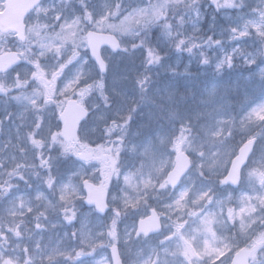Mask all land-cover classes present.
Wrapping results in <instances>:
<instances>
[{
	"label": "snow or ice",
	"instance_id": "1",
	"mask_svg": "<svg viewBox=\"0 0 264 264\" xmlns=\"http://www.w3.org/2000/svg\"><path fill=\"white\" fill-rule=\"evenodd\" d=\"M75 2L79 10L72 8L73 0L50 6L28 0L17 25L0 29V101L5 105L0 131L5 121L14 125V134L0 141V264H264V97L248 101L235 115L220 108L199 113L203 123L184 121L173 133L132 147L135 162L126 171L121 154L128 148L125 134L133 109L111 121L98 116L104 121L100 142L84 129L89 112L98 107L89 105L90 97L98 95L109 106L104 50L142 47L147 66L160 64V53L148 43L151 28L159 26L170 46L198 52L202 64L210 63L203 49L221 41L199 34L201 0H137L135 5L103 0L99 10L87 0ZM209 2L218 12L246 6V0ZM250 14L230 27L229 39L254 36L264 45V0ZM82 53L94 58L98 78L86 70ZM260 56L264 50L235 47L215 68H232L238 58L251 66ZM21 64L29 67L19 71ZM70 65L75 68L65 79ZM257 75L264 85V68ZM149 81L146 73L136 78L142 91ZM12 102L14 112L7 109ZM52 149L74 158L60 181ZM32 177L52 199L39 190L16 194L21 181L31 187ZM231 185L241 194L222 199L221 186ZM226 202L236 207H227L225 215ZM84 203L89 212L81 211ZM130 215L138 219L121 233L119 224ZM184 217L194 218L197 227ZM60 225L71 230L45 237Z\"/></svg>",
	"mask_w": 264,
	"mask_h": 264
},
{
	"label": "rangeland",
	"instance_id": "2",
	"mask_svg": "<svg viewBox=\"0 0 264 264\" xmlns=\"http://www.w3.org/2000/svg\"><path fill=\"white\" fill-rule=\"evenodd\" d=\"M59 0H44V6L55 5ZM89 6L97 10L100 9L103 0H89ZM136 4L137 0H125V3ZM259 0H246V6L241 11L222 10L216 11L209 0H201L202 19L199 21V34L205 38L212 37L213 40H219L221 43L213 47H205L203 51L210 58V63L205 65L200 62L199 53L179 52L170 46L167 38L164 36L159 26H153L148 34V43L154 47L161 55V62L157 65L147 66L144 63L145 49L140 47L129 52L113 54L108 49L104 50V55L108 61V72L104 77L106 94L111 98V103L105 107L98 95L89 98V105L96 104L98 107L92 108L89 117L84 123V129L93 141L100 142L101 133L104 127V121H99L98 116L104 115L106 121L117 119L118 116L128 113L129 108L134 107L131 112V120L128 123L125 134L128 148L121 156L123 170L131 168L135 158L130 149L134 146L146 144L153 140L158 134L173 133L184 121H192L195 124L204 122V117L197 119V114L210 111L213 108H220L225 113L231 112L237 114L248 101L259 102L264 97V85L260 83V77L257 75L260 68H264V56L257 59L256 64L245 65L238 58L232 68H225L220 72L216 71L215 64L222 59L225 54L230 53L235 47H242L247 52L259 53L264 50V45L254 36H249L241 40L229 39L230 27L242 24L245 19H250V8L255 7ZM4 8V3L0 4V11ZM72 8L79 10L80 5L73 0ZM32 13L29 17H34ZM191 31L190 26H186ZM126 43H131L130 37L124 38ZM9 47L16 50L12 44ZM175 50L170 52V50ZM87 60L86 70L92 78H98L100 73L95 63L91 60L89 54L84 55ZM29 66L20 65L17 70L23 71ZM75 65H70L65 71V79L70 78ZM147 74L150 77L146 88L144 99L141 100L140 89L137 86L136 78L141 74ZM15 76V73H13ZM213 88L216 91L212 94L210 103H201L205 96L212 93ZM183 94V95H182ZM171 96V101L167 97ZM8 111H16L15 102L7 105ZM170 109L175 113L174 118H169ZM5 115V105L0 101V118ZM52 124L56 121L49 117ZM92 129H95L93 132ZM27 131V129H25ZM14 134V125L12 121H5L4 129L0 131V141L9 138ZM52 155L60 159V162L54 161L53 171L57 175V180L65 178L73 168L72 160L74 158H65L60 156L56 149H52ZM42 174L43 173V170ZM31 187L23 181L19 184L17 195H34L37 190L44 192L52 199L50 191L46 186L38 183L36 177L31 178ZM115 192L119 191V183L114 181ZM221 198L231 194L238 197L241 194L239 188L232 186H221ZM235 189V191H233ZM58 198V194H57ZM79 201L77 206L79 207ZM227 207H236V203H227ZM82 212H89L85 204L81 205ZM197 211H199L197 209ZM94 221L96 214H92ZM138 217L130 215L124 218L123 223L119 224V231L122 233L125 224H132ZM175 219V216H173ZM189 220L192 229L197 227L196 223H191L194 218L184 217ZM99 222V221H97ZM231 224V222H229ZM62 226V225H61ZM61 226L53 229L50 233H45V237L55 236L56 233L70 231V227L60 229ZM29 228L34 224L29 223ZM75 227H80L79 222ZM187 227V225H186ZM235 229H233V232ZM199 234V233H198ZM162 239V236L160 237ZM119 246V245H118ZM110 255V249L107 250Z\"/></svg>",
	"mask_w": 264,
	"mask_h": 264
},
{
	"label": "water",
	"instance_id": "3",
	"mask_svg": "<svg viewBox=\"0 0 264 264\" xmlns=\"http://www.w3.org/2000/svg\"><path fill=\"white\" fill-rule=\"evenodd\" d=\"M27 2L28 0H6L7 7L0 14V29L15 27Z\"/></svg>",
	"mask_w": 264,
	"mask_h": 264
},
{
	"label": "clouds",
	"instance_id": "4",
	"mask_svg": "<svg viewBox=\"0 0 264 264\" xmlns=\"http://www.w3.org/2000/svg\"><path fill=\"white\" fill-rule=\"evenodd\" d=\"M192 2H195V0H192ZM260 83H261V81H260ZM145 91L146 90H144V91H142V90H140V93H141V96H140V99L141 100H143L144 99V93H145ZM183 95V94H182ZM167 99L169 100V101H171V97L169 96V97H167ZM212 101V96H209V95H207V96H205L204 97V99L201 101V103H205V104H207V103H210ZM111 103V98L109 99V104ZM132 109H133V111H134V107H132ZM172 110L170 109V112H171Z\"/></svg>",
	"mask_w": 264,
	"mask_h": 264
}]
</instances>
